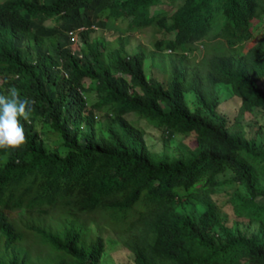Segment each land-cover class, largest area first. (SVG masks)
<instances>
[{
    "label": "trees",
    "instance_id": "trees-1",
    "mask_svg": "<svg viewBox=\"0 0 264 264\" xmlns=\"http://www.w3.org/2000/svg\"><path fill=\"white\" fill-rule=\"evenodd\" d=\"M163 1H0V94L15 87L34 101L29 119L21 120L26 142L0 149V264H32L25 249L15 250L20 232L7 210L57 209V228L34 227L63 254L48 264H97L104 238H87L76 214L105 209L119 219L138 201L143 207L122 241L135 264H264V148L253 146L242 124L246 114L264 113V30L254 31L264 0H181L151 13ZM105 8L107 17H125L127 29L154 24L172 35L155 38L154 50L129 52L124 35L106 48L102 36L89 35ZM81 24L80 46L72 48L68 31ZM206 35L221 39L223 49L190 64L192 51L207 47ZM147 54L164 60L165 81L145 75ZM114 72L130 76L138 89L119 87ZM84 78L97 95L88 105ZM218 83L239 96L232 122L216 109ZM101 107L97 131L93 109ZM129 111L167 136L192 132L191 144L150 150L142 128L125 117ZM37 121L57 133L63 154L44 143ZM228 170V180L243 187L231 195L233 210L255 223L252 230L236 218L228 224L211 198L223 182L217 174ZM183 201L202 210L195 216L180 210Z\"/></svg>",
    "mask_w": 264,
    "mask_h": 264
},
{
    "label": "rangeland",
    "instance_id": "rangeland-1",
    "mask_svg": "<svg viewBox=\"0 0 264 264\" xmlns=\"http://www.w3.org/2000/svg\"><path fill=\"white\" fill-rule=\"evenodd\" d=\"M180 2L181 0H164L162 3L152 6L150 11L151 13L162 9L169 11ZM107 10L108 9L105 8L102 12H97V17L92 21L94 23V28H91L89 31L91 37L98 35L102 36L105 40L106 48L116 46V37L118 35H124L126 37L124 46L129 52L138 49L140 46L147 50H154L152 42L155 38H158L163 34L172 35V32L165 33L164 30L156 28V25L154 24L127 29L125 17H107ZM45 21L47 23H54L50 18H47ZM58 22L59 20L55 23ZM254 25V31L258 28L260 29L261 27H264V12L261 19L255 22ZM73 38L75 42L71 44V47H79L80 39L78 34L76 37V34L73 33ZM205 39L206 41H204L207 43V47H205V45H202V47L199 45L200 47L197 48L196 51L194 50L193 55L190 56V64L196 62V60L202 55H208V52H211L212 49H218L219 47L220 49H223L222 46H224V43L218 37L211 39L209 38V35H206ZM162 52L164 53V51ZM156 55L159 56L158 54ZM163 57L164 56L162 55L161 58L163 59ZM161 63H164V60L160 61L156 56L147 54L142 62V68L145 75H153L154 77L165 81L166 68L160 67L159 65H161ZM111 77L119 87H127L129 90L138 89L130 76L124 77L120 73L114 72ZM90 83H92V80L87 78L83 79L85 87L83 90L84 100L87 105L92 103L97 97L95 90L92 89V87H89ZM215 88L219 98L216 109L220 113L226 115L229 122H232L233 114L236 112L239 104V96L231 93L224 83L216 84ZM185 99L187 104L192 108L194 106V98L191 91L185 93ZM103 109L104 108L102 107L99 109H93L95 114L94 127L97 131L101 129L100 113ZM125 117L142 128L145 143L148 148L154 152H172L175 144L180 140L191 144L193 138L192 132L173 133L172 135L167 136L162 128L156 127L148 119L138 115L134 111L127 112ZM242 124L245 129V135L252 136L253 146H261L264 148V113H262L260 109H256L254 112L248 113L242 118ZM36 127L42 136L44 143L48 147L56 149L60 154H63L67 150L65 145L60 144V138L57 133L54 132L47 123L37 121ZM4 159L5 154H0V162ZM231 174L232 173L229 170L217 174V177L223 180V182L215 186V190L211 193V198L221 216L228 224H231L232 220L236 218L239 220L238 224L241 228L246 227V229L248 228V230H252L255 223L252 221L248 223L242 216L237 217L233 210L231 195L234 190L242 192L243 187L238 181L228 180ZM262 178L264 179V176ZM194 189L195 188H193V190ZM179 191L182 193L181 190ZM141 207H143V204L140 201L136 202L134 208L128 209L127 213L119 219H115L113 213L105 209H96L90 212L76 214L77 220L87 227V238H92L96 233H100L104 238V249L97 264H135L131 250L128 249L122 241L130 235V222L136 216V209ZM178 208L187 211L193 216L202 210L200 204H192L189 201H183ZM6 213L12 218L15 226L20 232L19 237L16 239L15 250L22 251L21 249H25L27 252V258L32 264H48L52 258L63 255L47 240L43 233L34 228L35 226L51 227L53 229L57 228V209L54 208L41 214L37 213L35 209H14L7 210Z\"/></svg>",
    "mask_w": 264,
    "mask_h": 264
},
{
    "label": "clouds",
    "instance_id": "clouds-1",
    "mask_svg": "<svg viewBox=\"0 0 264 264\" xmlns=\"http://www.w3.org/2000/svg\"><path fill=\"white\" fill-rule=\"evenodd\" d=\"M96 17L93 19L95 20ZM45 23L47 22L45 21ZM89 26L94 28V23L91 22ZM84 28L86 26L81 24L68 31L71 37L70 44L75 42L73 33L77 37L78 31ZM260 30H264V27H261ZM7 93V95L0 94V149L11 151L20 148L26 142L21 120L27 121L29 119L34 101L27 97H22L19 90L15 87L7 89ZM81 93L84 97V93L82 91Z\"/></svg>",
    "mask_w": 264,
    "mask_h": 264
}]
</instances>
